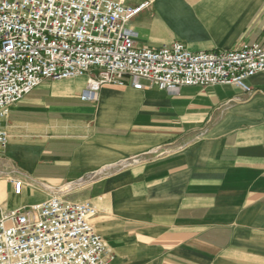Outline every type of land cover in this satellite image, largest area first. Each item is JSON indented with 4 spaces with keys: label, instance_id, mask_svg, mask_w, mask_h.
Listing matches in <instances>:
<instances>
[{
    "label": "crops",
    "instance_id": "1",
    "mask_svg": "<svg viewBox=\"0 0 264 264\" xmlns=\"http://www.w3.org/2000/svg\"><path fill=\"white\" fill-rule=\"evenodd\" d=\"M111 1L148 4L127 24L136 47L264 44V0ZM124 82L84 102L86 77L46 80L11 106L0 215L47 200L49 188L69 190V200L94 205L106 264H264V96ZM247 84L264 90V73ZM13 178L23 182L18 196Z\"/></svg>",
    "mask_w": 264,
    "mask_h": 264
},
{
    "label": "built area",
    "instance_id": "2",
    "mask_svg": "<svg viewBox=\"0 0 264 264\" xmlns=\"http://www.w3.org/2000/svg\"><path fill=\"white\" fill-rule=\"evenodd\" d=\"M148 4L111 0H0V152L8 144L3 126L11 106L44 81L86 77L80 95L95 102L104 86L135 90L233 86L247 98L264 90L247 84L264 73V44L192 53L174 42L159 49L136 47L127 24ZM110 168L94 172L101 180ZM15 195L23 182L10 180ZM45 201L0 215V264H106V245L91 221L89 201L50 189Z\"/></svg>",
    "mask_w": 264,
    "mask_h": 264
},
{
    "label": "rangeland",
    "instance_id": "3",
    "mask_svg": "<svg viewBox=\"0 0 264 264\" xmlns=\"http://www.w3.org/2000/svg\"><path fill=\"white\" fill-rule=\"evenodd\" d=\"M75 85H76L75 88H78V89H79V88L82 87L83 82H82L81 80H80V81H77ZM78 189H79V188L76 189L77 192H76V193H73V194L71 195V197H72V196H75V195H81L82 191H78ZM79 190H80V189H79ZM4 199H5V195H3L2 192H1V190H0V201H1V200H4ZM22 206H29V204L26 203V202H24V203L22 204Z\"/></svg>",
    "mask_w": 264,
    "mask_h": 264
}]
</instances>
